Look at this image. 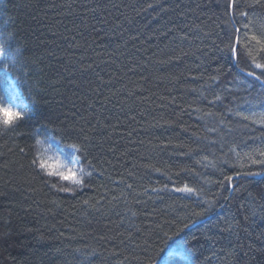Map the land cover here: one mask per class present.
Instances as JSON below:
<instances>
[{
  "label": "trees",
  "instance_id": "1",
  "mask_svg": "<svg viewBox=\"0 0 264 264\" xmlns=\"http://www.w3.org/2000/svg\"><path fill=\"white\" fill-rule=\"evenodd\" d=\"M228 5L0 0V41L32 109L0 126V264H160L174 248L191 264H264V177L236 178L264 167L244 156L264 159V129L235 115L264 110L242 47L264 33V0ZM46 135L91 173L82 185L40 168ZM226 175L244 188L222 187Z\"/></svg>",
  "mask_w": 264,
  "mask_h": 264
},
{
  "label": "snow or ice",
  "instance_id": "2",
  "mask_svg": "<svg viewBox=\"0 0 264 264\" xmlns=\"http://www.w3.org/2000/svg\"><path fill=\"white\" fill-rule=\"evenodd\" d=\"M256 3H260V0H256ZM237 5V0H229V7L235 8ZM151 7V5H149ZM240 16L247 17L248 13L245 11H240ZM245 28H248V24H244ZM250 31V30H249ZM240 29H235V33H239ZM233 34V38H230L228 47L232 53L233 59L237 58L238 49L237 45H241V39L239 36ZM245 41L242 45L245 54L251 59L252 65L255 69H259L260 72L257 74L255 71H248L246 74L249 77H252L254 81H258L262 87H264V63H261L257 60L256 54L258 53H264V33H261L260 35H257L256 33L245 32ZM17 53H19L20 49H16ZM7 56L6 47L3 42H0V61H5ZM261 59H264L262 57ZM12 63H15V60H12ZM4 71L7 72V66H5ZM249 86L251 87V82L249 83ZM219 99V97H217ZM36 101L33 100V104ZM32 109L31 107L26 103H20L17 104L12 99H6L5 95L3 93H0V126H2L3 131L8 130H15L19 127V125L25 121L26 118L29 117V114L31 113ZM240 119L249 121L252 124L257 125L259 128L264 129V110H261L259 112L249 110V114H245L244 112L237 111L235 113ZM247 127V125H245ZM37 143H40V141H37ZM77 151L80 149L77 148ZM231 152L235 154L237 158L240 157V153L236 151V148L233 147L230 149ZM257 154L261 157H264V150H257ZM244 156L251 161L252 164H259L261 166H264V159L256 160L251 153H244ZM37 161L34 160L33 163H36ZM227 163V161H224ZM63 166L57 165V164H49L48 162L41 160L40 161V168L49 176H59L60 179L71 181L74 185L80 186L83 184V177L84 175H91V173H83V169H81L80 175L75 173L74 171L68 170L63 171L61 170ZM240 175L246 176V177H264V167L261 168L260 171H246V172H238L236 174V178H238ZM234 177L232 175H226L224 176V180L221 181V186H224V182H227V189L228 190H234V191H240L242 188H244V185L241 184L240 186H236L233 183ZM261 184H264V179L260 181ZM67 190V189H62ZM175 191L184 192L186 194H192L193 189L188 188L187 186L184 188H178L175 189ZM249 196H252L253 193L251 191L248 192ZM261 198L264 199V192H261ZM214 207L212 203L209 204V209ZM207 211V210H206ZM198 216L203 215V213H197ZM248 217L245 216V220H247ZM238 223V222H237ZM188 225H185L187 227ZM246 230V229H245ZM222 231H231V227L222 229ZM233 255H235V249L232 250ZM246 255V253H245ZM151 264H155V261H152Z\"/></svg>",
  "mask_w": 264,
  "mask_h": 264
},
{
  "label": "rangeland",
  "instance_id": "3",
  "mask_svg": "<svg viewBox=\"0 0 264 264\" xmlns=\"http://www.w3.org/2000/svg\"><path fill=\"white\" fill-rule=\"evenodd\" d=\"M2 42V41H0ZM4 43V42H3ZM6 47V60L5 61H0V77L5 76L8 78V88L5 87L4 89V95L6 99H12L14 100L15 103L20 104V103H26V100L23 98V95L21 93L20 88H18L17 81L12 77L9 71V59L10 56H8V45H5ZM7 66L8 71L5 72L4 68ZM41 154H40V161L44 160L48 162L49 164H57L63 166L61 170L63 171H74L78 175L82 174L81 173V166H80V160L77 156V154L73 150H69L67 148L62 147L59 142L56 140L51 139L49 135H46L42 138V146L40 148ZM66 182V180H64ZM71 182V181H68ZM175 251L169 250L168 253L166 254V259L164 258L160 261V264H175L173 262H170L173 256L181 255L183 258L181 262H178L177 264H191L189 262L188 256H186L185 253L181 252L180 253H173ZM172 256V257H171ZM171 257V258H170Z\"/></svg>",
  "mask_w": 264,
  "mask_h": 264
},
{
  "label": "bare ground",
  "instance_id": "4",
  "mask_svg": "<svg viewBox=\"0 0 264 264\" xmlns=\"http://www.w3.org/2000/svg\"><path fill=\"white\" fill-rule=\"evenodd\" d=\"M171 251H172V249H171ZM173 251H175V248H174V250ZM173 253H175V252H173ZM176 254V253H175ZM172 257V256H171ZM166 259V258H165ZM163 261H164V259H163ZM168 263H169V260H168ZM168 263H166V261H165V264H168Z\"/></svg>",
  "mask_w": 264,
  "mask_h": 264
}]
</instances>
